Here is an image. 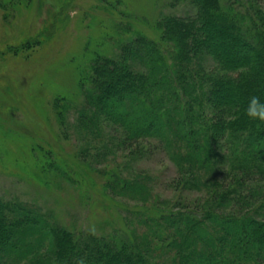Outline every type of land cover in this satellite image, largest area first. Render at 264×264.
I'll use <instances>...</instances> for the list:
<instances>
[{"label": "trees", "instance_id": "trees-1", "mask_svg": "<svg viewBox=\"0 0 264 264\" xmlns=\"http://www.w3.org/2000/svg\"><path fill=\"white\" fill-rule=\"evenodd\" d=\"M181 1L188 0L171 6ZM189 1L193 16H162L156 24L160 42L137 33L93 61L78 120L88 130L100 118L123 127L125 144L157 139L199 185L219 152L230 163L220 172L228 184L210 207L157 205L141 214L142 234L118 229L102 237L0 199V264H264V121L245 112L252 95L264 99V12L255 6L264 0H236L242 7ZM201 57L217 67L193 70Z\"/></svg>", "mask_w": 264, "mask_h": 264}, {"label": "rangeland", "instance_id": "rangeland-1", "mask_svg": "<svg viewBox=\"0 0 264 264\" xmlns=\"http://www.w3.org/2000/svg\"><path fill=\"white\" fill-rule=\"evenodd\" d=\"M255 6L264 12V2ZM195 10L189 0L177 6L171 0H3L0 199L41 213L54 226L98 237L118 229L142 234L148 228L141 214H153L157 205L210 207L214 192L228 184L220 172L230 163L219 161V152L199 185L195 171H182L157 139L125 144L123 127L100 118L88 130L78 120L94 60L116 53L120 40L137 33L160 42L162 16L188 17ZM215 67L201 57L192 69Z\"/></svg>", "mask_w": 264, "mask_h": 264}, {"label": "clouds", "instance_id": "clouds-1", "mask_svg": "<svg viewBox=\"0 0 264 264\" xmlns=\"http://www.w3.org/2000/svg\"><path fill=\"white\" fill-rule=\"evenodd\" d=\"M245 112L253 120L264 121V99L258 95H252L247 101Z\"/></svg>", "mask_w": 264, "mask_h": 264}]
</instances>
